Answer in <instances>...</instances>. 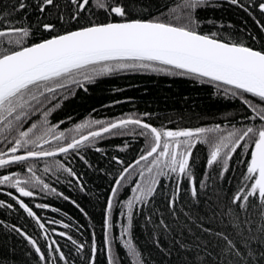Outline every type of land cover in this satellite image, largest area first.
I'll return each instance as SVG.
<instances>
[{"label":"snow or ice","instance_id":"obj_1","mask_svg":"<svg viewBox=\"0 0 264 264\" xmlns=\"http://www.w3.org/2000/svg\"><path fill=\"white\" fill-rule=\"evenodd\" d=\"M138 3L139 0H66L71 11L67 18L58 14L57 21L61 22L62 27L69 26L58 31L56 23H43V32L50 35L30 44H26V41L32 40L35 35L31 26H18L17 21L8 19L11 12L0 15V144H4L6 149L0 150V169L20 166L31 173L23 180L19 172L0 174V185H8L22 197H33L35 193L31 189L37 187L55 192L36 175L35 162L61 154L79 155L81 150L103 140L106 135L135 134V128L129 126L138 127L141 129L139 135L145 137L146 150L127 166L123 160L112 158L122 169L111 188L105 209V245L103 249H98L93 239L87 264H96L97 253L101 250L105 252L108 264H122L119 254L113 251V244L117 242V237L112 234L113 202L116 201L117 205L120 203L119 190L125 187L126 178L142 161L146 167L140 170L133 182L131 198L123 201L126 212L120 215L125 223L121 226L119 237L130 264H147L133 239L134 215L140 211L137 205L146 206L154 197L159 178L176 173L174 194L168 201L169 207L174 209L182 179H187L193 198L198 196V189L205 187L203 182L197 184L192 170L195 163L192 150L197 143L210 146L206 167L215 165L222 170L221 175L228 171L229 161L237 149L250 147L252 151L246 172L241 186L232 197V203L238 204L241 211L247 214L250 199L255 201L254 206L260 210V224L255 230L249 227L248 236L245 237L239 217L235 218L231 227L236 236L243 237L241 244L244 251L223 231L214 235L224 242L222 254L235 258L229 264H264V50L224 40L217 33L199 32L201 21L197 18V12L209 6L210 0H173L174 6L169 8V16L174 22L131 18ZM228 3L244 11L257 8L264 16V0H245L243 3L241 0H228ZM30 7L45 14L59 9L60 4L58 0H16L13 11L26 12ZM93 8L106 14L108 22L96 23L88 19L87 23L82 24L81 21L88 18ZM112 17L119 20L113 21ZM73 22L79 25L75 29L70 27ZM256 23L264 31V24H260L259 20ZM139 69L207 78L209 83L226 86L223 88L225 95L237 98L250 109L252 114L247 119L258 123L234 128L226 135H216L220 125L215 128L164 130L138 118L127 117L112 121L89 120L75 125L66 134L63 130L57 131L64 121L58 124L49 121L48 117L62 100L75 94L72 86L86 91L85 82L92 84L98 77ZM33 116H37L35 121H32ZM96 125L99 128H95ZM85 129H89L86 134ZM95 150L102 151L100 148ZM80 159L84 160V157L80 156ZM84 163L87 164V160ZM53 168L80 180L71 167L59 160L49 161L44 170ZM77 186L84 190L82 183ZM8 195L12 196V193ZM12 198L44 230L47 238L48 229L36 212L19 197ZM72 203L75 204V201ZM0 207L11 209L13 205L0 201ZM35 207L49 206L37 204ZM76 207L79 208V205ZM147 219L150 221L151 217ZM244 223L250 225L251 220L246 219ZM159 226L165 230L169 227L163 220ZM63 227L68 228L69 225L64 224ZM9 231L16 232L32 246L38 255V262L49 264V256H52L51 264H57V259L63 264H75L69 261L55 240H51L46 250H42L37 240L22 229L11 225ZM203 231L211 232V229ZM59 236L66 237L75 245L78 253L86 247L85 243H78L65 232H60ZM155 242L159 246V241ZM254 243L259 247H253ZM183 264H204V261H197L194 257Z\"/></svg>","mask_w":264,"mask_h":264},{"label":"trees","instance_id":"obj_2","mask_svg":"<svg viewBox=\"0 0 264 264\" xmlns=\"http://www.w3.org/2000/svg\"><path fill=\"white\" fill-rule=\"evenodd\" d=\"M15 3L16 0H0V15L11 12L8 19L17 21L18 26H31L35 35L32 40L26 41V44L38 42L50 35L43 32V23H56L58 31H63L69 26L62 27L61 22L57 21L58 14L67 18L71 11L66 5V0H58L60 8L45 14L38 13L34 7H30L26 12H15ZM172 6L173 0H139L131 18H156L174 22L169 16V8ZM197 18L201 21L198 31L203 34L217 33L218 37L224 40L264 50V32L256 23L259 20L260 24H264V16L257 8L244 11L228 3V0H210L209 6L197 12ZM88 19L96 23L108 22L107 15L95 8L81 23H87ZM112 20L118 21L119 18L112 17ZM78 26L74 22L70 24L72 29ZM72 87L75 94L62 100L60 106L48 117L51 124L64 121L57 131L63 130L66 134L69 129H74L75 125L89 120L112 121L127 117L138 118L164 130L215 128L220 125V131L216 135H226L234 128L258 123L247 119L252 114L250 109L242 105L237 98L225 95L223 88L226 86L209 83L207 78L181 76L150 69L123 70L98 77L92 84L85 82L86 91ZM37 116H33L32 121H35ZM94 127L99 128V125ZM129 128H135V134L106 135L103 140H98L87 149L81 150L79 155L61 154L39 161V164L46 166L51 160H59L71 167L80 177L77 181L67 172L56 171L54 168L52 183L56 191L52 197L40 196L42 203L50 205V213L54 216V240L69 261H74L75 264H87L89 246L93 239L98 249L104 248L105 209L111 188L122 169L112 158L123 160L127 166L146 150L145 137L139 135L141 129L132 125ZM88 130L85 129L84 134ZM96 148L102 151L98 152ZM0 150H6L4 144H0ZM192 151L195 161L192 170L196 182L205 184L204 188L198 189L196 198L191 196L187 179H182L175 207L170 208L168 201L174 194L176 173H169V176L159 178L157 192L150 198L149 203L146 206L137 205L140 211L134 215L133 239L147 264H183L194 257L197 261H204V264H229V261H234L235 258L222 254L224 242L214 233L223 231L236 242L241 251H244L241 244L243 237L236 236L231 227L235 218L239 217L245 237L248 236L249 227L255 230L260 224V210L254 206L255 201L250 199L247 214L241 211L238 204L232 203L233 195L241 186L252 148L237 149V153L233 154L229 161L228 171L222 175V170L215 165L206 167L211 152L208 144L197 143ZM80 156L87 160V164ZM145 167L146 163L142 161L132 170V175L124 182L125 187L119 190L120 203L117 205L116 201L113 202L112 234L117 237L113 251L119 254L122 264H130L119 237L121 226L125 223L124 217L120 215L121 212H126L123 201L131 198L133 182ZM78 183L84 185L83 191L77 186ZM72 201H75V204ZM76 205H79V208ZM36 214L41 218V222L45 223L43 213L36 211ZM148 217H151L150 221ZM0 218L6 219L2 214ZM14 218L23 221V231L36 239L42 250H46L47 242L44 241L41 229L35 234L32 227L31 223L35 220L26 212L22 213V217ZM246 219L251 220L250 225L244 223ZM161 220L169 226L167 230L159 226ZM64 224L69 227L64 228ZM203 229H211V232H205ZM60 232L72 236L78 243H85V249L78 253L75 245L66 237L59 236ZM254 234L259 235L255 232ZM155 241H159V246ZM253 247L258 248L259 245L254 243ZM51 260L52 256H49V264ZM0 264L43 262H38V255L22 236L0 225ZM57 264H63V261L57 259ZM96 264H108L103 250L98 251Z\"/></svg>","mask_w":264,"mask_h":264},{"label":"flooded vegetation","instance_id":"obj_3","mask_svg":"<svg viewBox=\"0 0 264 264\" xmlns=\"http://www.w3.org/2000/svg\"><path fill=\"white\" fill-rule=\"evenodd\" d=\"M264 32V31H263ZM40 161V160H39ZM39 161L35 162V171L36 175L40 177L45 183H48L50 185V188H54L53 186V177H54V168L49 171H45V166L44 164H39ZM10 172H19L20 173V179L23 180L27 177L31 176V173H28L26 171V168H22L20 166H12L10 169H0V174H8ZM34 191L35 195L33 197H22L18 192H16L14 189L10 188L8 185H0V201H4L6 204H12L13 207L11 209L7 207H0V214L4 215L6 217L5 220L0 218V225L2 227L9 229L11 225H15L16 227L22 229L21 226V220L15 219L14 217L16 216L17 218L22 217V213L25 212L22 208L19 207L18 203L13 200L12 196H17L20 199H22L26 204H28L29 207L33 209L34 212H41L43 213V218L45 219V228L48 229V237L45 238L44 236V230L41 229L42 235L44 237V241L48 243L51 242V240H54V234L56 233L54 227H55V222H54V216L52 213H50V205H48V208H37L35 205L37 204H45L41 202L40 196L41 195H48L49 197L53 196V192L49 190H41L40 188H33L31 189ZM11 192L12 196H9L8 193ZM49 211V212H48ZM48 213V214H46ZM9 219H8V218ZM49 221H52V223H49ZM32 227L35 230V234H38V229L39 226L37 225L36 221L34 223H31ZM9 226V227H5ZM23 230V229H22Z\"/></svg>","mask_w":264,"mask_h":264},{"label":"water","instance_id":"obj_4","mask_svg":"<svg viewBox=\"0 0 264 264\" xmlns=\"http://www.w3.org/2000/svg\"><path fill=\"white\" fill-rule=\"evenodd\" d=\"M255 49V48H254ZM256 50H258V49H256ZM144 122V121H143ZM144 123H146V122H144ZM149 124V123H148ZM151 125V124H150ZM153 126V125H152ZM154 127V126H153ZM135 162V161H134ZM134 162H132L131 164H133Z\"/></svg>","mask_w":264,"mask_h":264}]
</instances>
